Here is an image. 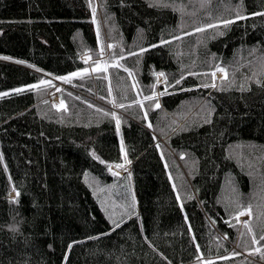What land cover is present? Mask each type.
Instances as JSON below:
<instances>
[{
  "label": "trees",
  "instance_id": "trees-1",
  "mask_svg": "<svg viewBox=\"0 0 264 264\" xmlns=\"http://www.w3.org/2000/svg\"><path fill=\"white\" fill-rule=\"evenodd\" d=\"M259 13L264 0H0V264H264ZM93 19L108 72L82 59L101 55Z\"/></svg>",
  "mask_w": 264,
  "mask_h": 264
},
{
  "label": "rangeland",
  "instance_id": "rangeland-1",
  "mask_svg": "<svg viewBox=\"0 0 264 264\" xmlns=\"http://www.w3.org/2000/svg\"><path fill=\"white\" fill-rule=\"evenodd\" d=\"M93 26H94V29L95 30H97V34H98V38H99V46H100V51H101V55H100V57H105V54L104 55H102V52H105L106 51V40H107V38H106V35H105V30L103 29L102 31L99 29V26H98V21H97V19H93ZM109 42V41H108ZM110 43V48L111 47H113V46H111L112 45V43L111 42H109ZM112 49V48H111ZM95 67L93 66V69H94ZM223 75V73H218L217 74V77H221ZM165 79V81H166V78H165V76H159L158 77V79ZM93 80H94V78H92ZM59 83H61V84H59L60 86H64V82L62 81V80H59ZM57 92V91H56ZM83 95L84 96H86V97H88V98H90V99H93L92 101H96V102H99V103H101V104H103V105H105V106H107V107H111L112 108V110H114V111H116L117 112V110L115 109V107H114V105L113 104H106V103H104V102H102V101H100V99H99V97H98V95H90V94H87V93H83ZM56 97H59V96H55V97H53L52 99L53 100H55V98ZM57 99V98H56ZM59 100V99H58ZM60 101V100H59ZM62 102V101H61ZM57 105H58V103H57ZM63 105H64V103H63ZM110 169H111V171L112 172H114V173H116V174H118V175H121V174H123V173H125L128 169H126V168H116L115 167V165H111V167H110ZM12 196H13V193H12ZM245 218L247 217V215H245L244 216Z\"/></svg>",
  "mask_w": 264,
  "mask_h": 264
},
{
  "label": "snow or ice",
  "instance_id": "snow-or-ice-1",
  "mask_svg": "<svg viewBox=\"0 0 264 264\" xmlns=\"http://www.w3.org/2000/svg\"><path fill=\"white\" fill-rule=\"evenodd\" d=\"M260 15H264V13H259ZM239 18H245V17H239ZM234 21H232V20H227V21H224V24L225 25H227V24H230V23H233ZM214 25H210V27H213ZM197 31H203V29H197ZM164 43H167V41H163ZM143 51V50H142ZM17 63H21V61H16ZM97 70H99V66L97 67V68H95V69H93V71H97ZM85 71V73L87 72V69H85L84 70ZM218 71H224L223 69H218ZM73 75H80V73H74ZM164 75V73L163 72H161V73H159L158 74V77L159 76H163ZM214 75V74H213ZM60 79H62V80H65L66 82H67V80L69 79L68 77H60ZM178 82V81H177ZM41 84H49L50 85V82H48V81H41L40 82ZM31 87H33V88H36V87H39V85H32ZM17 91H22L21 89H17ZM161 95H163V93H161ZM147 99H153V97H147ZM63 106V102H61V107ZM120 107H123V105H120ZM156 107L157 108H159V104L157 103L156 104ZM106 115L108 114V113H105ZM113 115V118L114 119H117L116 117H115V114H112ZM119 120L117 119V130H119ZM109 167H111V166H109ZM115 167L116 168H123V165H121V164H117V165H115ZM114 175H116V173H113ZM19 195H20V193L19 192H17V197H19ZM244 213H241V215H243ZM115 227H119V224H116L115 225ZM209 264H211V262H209Z\"/></svg>",
  "mask_w": 264,
  "mask_h": 264
},
{
  "label": "bare ground",
  "instance_id": "bare-ground-1",
  "mask_svg": "<svg viewBox=\"0 0 264 264\" xmlns=\"http://www.w3.org/2000/svg\"><path fill=\"white\" fill-rule=\"evenodd\" d=\"M111 46H112V45H111ZM111 48H112V47H111ZM111 48H110V43L108 42V40H106V51L103 52L102 55L105 54V57H108ZM58 84H61V83H58ZM56 98H57V99H56ZM56 98H55V100L51 99L52 102L54 103L56 109H57V110H62V109H64L65 106H66V102L63 101L62 99H60V97H56ZM58 99H59L60 101H59ZM61 101L64 103V105H63L62 107H61ZM57 103H58V105H57Z\"/></svg>",
  "mask_w": 264,
  "mask_h": 264
}]
</instances>
